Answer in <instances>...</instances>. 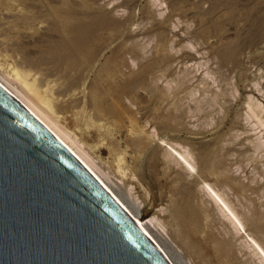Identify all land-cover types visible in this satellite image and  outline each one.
<instances>
[{
	"label": "bare ground",
	"instance_id": "6f19581e",
	"mask_svg": "<svg viewBox=\"0 0 264 264\" xmlns=\"http://www.w3.org/2000/svg\"><path fill=\"white\" fill-rule=\"evenodd\" d=\"M140 2L141 0H124L111 10L113 13L121 7L130 8L129 16L122 21L115 16L109 17L108 14L92 9L88 3L80 5L74 0H0V84L82 162L135 220L169 264L189 263L165 238L168 223L156 215L145 221L146 217L140 204L116 187L110 174H117L123 178L131 171V177H135L137 175L134 168H141V163L147 164L150 160H154L155 163L163 162L169 170L173 166L171 164L176 163V167L178 165L181 167L186 178L176 179L175 186L179 184L185 192L182 193V201L178 199V195L171 196L170 205L162 208L161 212L168 213V218L175 222L174 225L179 229L176 230L177 236L182 238L184 246L190 251H196V246L190 242L189 230L202 229L209 219L208 213L205 212L201 216H195L193 212L187 214V210L193 209L192 183H196L199 186L196 187L212 199L223 217L231 221L234 230L244 234L243 242L252 249L260 264H264V244L247 231L246 223H249L257 234L264 233V226L256 216L248 219V222L246 220V223L243 222L245 219L242 220V215L240 216L234 209L232 202L225 195V188L218 189L213 185L215 181L209 182V177L218 178L226 171L219 167L222 161H219L218 165L217 160L213 159L212 152L209 151L210 145L208 142V145L205 143L208 139L204 141L206 145H203L204 143L200 145L202 142L196 141L200 147L197 146L194 153V150L193 152L187 150L188 146L184 145L187 147L185 148L181 146L182 144L165 139L166 134L160 137L155 133V127H151L154 132L147 130V125L151 121L156 126L155 113L161 108L162 103L173 93L177 95L185 86L186 79L188 82L193 80L187 78L190 75L187 69L189 60L186 56H177L180 49L186 48V43L193 46L192 40L181 38L177 43L172 40L171 45L163 42L167 31L166 23L172 22L174 17L182 13L188 14L189 20L195 25L194 38L204 39L207 46L214 50V57L218 58L220 65L225 68L230 63L235 65L239 63L240 45L236 37L237 28L233 27L234 24L229 31L223 32L222 26L217 22L221 17L218 12L215 13L214 10L203 12L198 5L185 8L182 6V0H168L171 13L167 19L159 22L143 11L139 20L149 23L150 19H153V27L134 36L131 29L138 25L136 9ZM199 2L203 3L205 0ZM79 6L84 9L80 10ZM125 29L130 31L127 37L128 32ZM105 35L108 40L101 44ZM141 35L148 39L158 38L153 58H145L146 49L144 51L142 49L147 46L140 50L136 44L128 45L131 43L129 40L136 38L137 41V37ZM260 48L259 51H263ZM173 50L176 51L175 54H172ZM129 60L135 66V62L139 61L137 70L131 67ZM176 63L178 66L182 64L185 69L177 70ZM160 80H165L168 86L161 87ZM210 85L203 82V94L208 92ZM197 92H200V89L193 90L192 95ZM212 95L215 101L220 96L217 92H213ZM246 95L247 97H241L239 100V105L244 107L242 110L247 111L246 120H256L255 125L263 127L262 103L250 93ZM139 97H147L148 103L138 104ZM133 106L135 108L137 106L136 110ZM176 107L178 110L177 105ZM178 117L174 116L175 120H183ZM68 119L74 128L68 125ZM119 134L123 138H116ZM121 139L125 140L124 149ZM223 143L222 141L221 144ZM153 145L163 150L161 157H157L154 152L149 154L154 148ZM261 146L262 142H259L257 149ZM97 150L101 154L107 150L112 161H106L97 154ZM106 165L108 166L105 167ZM192 177L194 181L187 182V178ZM153 225L160 226L163 232L155 231ZM226 260L228 261V258Z\"/></svg>",
	"mask_w": 264,
	"mask_h": 264
},
{
	"label": "rangeland",
	"instance_id": "374dc122",
	"mask_svg": "<svg viewBox=\"0 0 264 264\" xmlns=\"http://www.w3.org/2000/svg\"><path fill=\"white\" fill-rule=\"evenodd\" d=\"M74 1L80 5L88 3L92 9L102 14H108L109 17L115 16L122 21H125L131 12L130 8L121 7L118 11L111 13V10L115 6L122 4L124 0ZM167 1L168 0H141L139 3L141 8L138 6L140 11L138 8L136 9V20L138 25L133 26L131 29L134 36L153 27V19H150L149 23L139 20L143 11H145L147 16L153 17L159 22H163L167 19L171 13V8ZM199 1L200 0H182V6L189 8L198 5L202 8L203 12L209 10H214L215 13L218 12L221 17L217 22L222 26L223 32L229 31L230 27L235 24L233 27L236 26L237 28L236 37L240 45L239 63L237 65L230 63L226 68L222 67L218 61L219 59L213 55L214 50L207 46L205 40L194 38L193 31L195 30V25L189 20V15L182 13L174 17L172 22L166 23L167 31L163 38V42L171 45L170 42H173L172 40L176 41L175 43L181 38L192 40L193 46L186 43V48L183 47L182 50L180 49V53L177 54V56L179 55L178 57H181L183 55L189 60L187 69L190 75L187 78L193 80L188 82V79H186L187 84L185 83V86L182 87L183 89H180L181 91L179 90L177 95L174 93L173 95H171L172 93L170 94L171 97L166 102L162 103L160 109L156 110V126H154V122L151 121L148 123L149 125H147L148 129H146L150 132H154V129L151 127H155V133L160 137L166 134L164 137L169 136V139L167 137L165 139L172 143L182 144V147L188 146L189 149L187 150L191 152L194 150V153L196 152V148L200 147L207 139H210V141L207 140L205 143H209V151L212 152L213 159L215 158V161L217 160L216 162L218 165L220 164L219 161H222L219 167L226 172L218 178L215 176L209 177V182L215 181L213 185L218 189L222 190L225 188V195H227L228 200L232 202L234 209L240 216L242 215V220L245 219L243 222L246 223V220L248 222V219L256 216L261 222L260 224L264 226V126L260 127L259 125H255L256 120L247 121L245 115L247 111H243L242 109L244 107L239 105L240 98H245L247 97L246 94L250 93L259 103H262L264 107V0H205L203 3ZM79 9L81 10L84 8L79 6ZM243 28H245L246 32ZM126 31L128 32L126 35L127 37L130 31ZM240 32H243V34L241 35ZM141 36H139V38L137 37V41L136 38L129 40L128 42L130 43L131 41V43L128 45L136 44L139 46L140 50L147 46V48L145 47L142 49L143 51L146 49L144 51V54H146L145 58H153L155 54L154 46H156L158 38L156 37L155 39V37H153V40L149 38L152 41L148 43L150 41L148 37L144 38ZM107 40L108 38H106L105 35L101 44L105 43ZM121 42L122 40L120 43ZM259 48L260 50L263 49V51H259ZM174 51L175 50L171 51L172 54L176 53V51ZM128 59H130V56H128ZM129 63L133 69L137 70L139 61H137V63L135 62L136 66L131 60H129ZM175 65L177 70L185 69L184 66L182 67V64L178 66L176 63ZM159 82V85L163 88L168 86L165 80H160ZM203 82L211 84L210 89L205 94H203ZM253 82H258L260 84L255 85ZM248 83L252 84L251 86L249 84L246 88ZM195 89H200V92L192 95ZM213 92H217L220 95L216 98V101L213 99ZM137 102L138 104H145L148 103V100L147 97H139ZM176 105L178 106V110H176ZM136 108L133 106L134 110H136ZM180 110L181 112H179ZM176 111H178V113ZM182 112L186 113L183 114ZM177 115L183 120H175L174 116ZM262 116L264 117V113ZM67 123L74 128L70 119H68ZM166 127L170 129L167 130ZM151 129L153 131H151ZM174 136H176L175 139ZM116 138L123 137L119 134V136L116 135ZM196 141L202 143L199 145ZM222 141L224 142L223 144H221ZM121 142V145L125 146V140L121 139ZM210 142H212V144ZM259 142H262V146L257 149V144ZM205 143L203 145H206ZM124 146L122 147L123 149L125 148ZM153 147V150L151 149L149 154L154 152L157 157H161L163 150L157 149L155 145H153ZM178 148L180 149V146ZM97 154L101 155L106 161H112L107 150L102 154L100 152L98 153L97 150ZM143 156L146 157V155ZM143 156L142 159H144ZM172 162L173 161H171V163ZM164 165L163 162L155 163L154 160H150L147 164L141 163L140 169L134 168L137 175L135 177H131V171H128V175L123 178L117 174L110 175L115 181L116 187L125 194L131 196L137 204H140L146 217L145 221L150 220L156 215V217L162 218L163 221L168 223L166 224L167 235L164 233L165 238L170 244L177 248L181 256L185 258L189 264H260L259 259L253 255L252 249L248 248L243 242L244 238L242 239V237L244 234L241 233V235L234 230L235 228H233L231 221L223 217V214L216 208L217 206L212 199L208 198V196L198 188L199 186L196 183H192L194 188V192L191 195L193 209H191V211L187 210V214L193 212L195 216H201L203 212H205L206 214L208 213L207 216L209 215V219L202 229L196 230L192 228V230H189L190 242L196 246V251H190L184 246L182 238H178L177 236L179 229L174 225L175 222L168 218V213H162L161 210L170 205V198L174 194L178 195V199L182 201V193L185 192V190L183 191L179 184L175 186V180H185L186 176L183 175L184 171L179 165L176 167V163L171 164L173 165L172 167L169 165L172 171ZM107 166L108 165L105 167ZM110 172H112V170H110ZM187 179V182L194 181V177ZM176 192L182 195L176 194ZM156 223L157 222H155V224ZM248 224L246 223L247 231L264 244V233H255L253 230L254 228ZM152 227L157 232H163L160 226L153 225ZM215 247L219 251H216ZM225 258H228L229 262Z\"/></svg>",
	"mask_w": 264,
	"mask_h": 264
},
{
	"label": "water",
	"instance_id": "95a60500",
	"mask_svg": "<svg viewBox=\"0 0 264 264\" xmlns=\"http://www.w3.org/2000/svg\"><path fill=\"white\" fill-rule=\"evenodd\" d=\"M0 264H169L97 178L1 84Z\"/></svg>",
	"mask_w": 264,
	"mask_h": 264
}]
</instances>
